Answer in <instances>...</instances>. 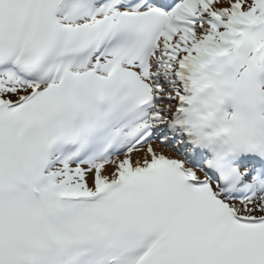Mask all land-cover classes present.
<instances>
[{
  "label": "snow or ice",
  "instance_id": "1",
  "mask_svg": "<svg viewBox=\"0 0 264 264\" xmlns=\"http://www.w3.org/2000/svg\"><path fill=\"white\" fill-rule=\"evenodd\" d=\"M0 264H264V0H0Z\"/></svg>",
  "mask_w": 264,
  "mask_h": 264
}]
</instances>
